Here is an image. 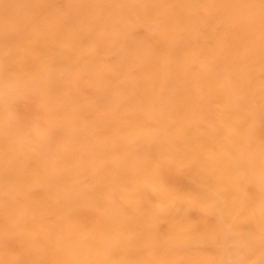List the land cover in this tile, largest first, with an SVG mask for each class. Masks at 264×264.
I'll use <instances>...</instances> for the list:
<instances>
[{"label": "rangeland", "instance_id": "obj_1", "mask_svg": "<svg viewBox=\"0 0 264 264\" xmlns=\"http://www.w3.org/2000/svg\"><path fill=\"white\" fill-rule=\"evenodd\" d=\"M23 230L44 264H264V0H0V264Z\"/></svg>", "mask_w": 264, "mask_h": 264}, {"label": "bare ground", "instance_id": "obj_2", "mask_svg": "<svg viewBox=\"0 0 264 264\" xmlns=\"http://www.w3.org/2000/svg\"><path fill=\"white\" fill-rule=\"evenodd\" d=\"M11 232V231H10ZM23 235H25L24 234V230L17 236V238H16V241H17V243H19V245L20 246H22V251L20 252V251H18V254H19V258L20 257H22V259L24 260L25 258H28V259H30L31 261H32V264H44V261L45 260H48L50 257V255H48V254H50L51 253V251H49V249L47 248V249H44V254L41 256V258H36V257H34L33 255H32V252H31V248L30 247H32V243H31V240H29L28 242H23L24 241V236ZM27 240V239H26ZM16 241H13L12 243H11V245H15L16 244ZM27 243V244H26ZM61 243V242H60ZM18 245V246H19ZM26 245V246H25ZM6 246V245H5ZM10 249V248H9ZM8 249V250H9ZM43 251V250H42ZM31 252V253H30ZM40 252V251H39ZM51 256H53V254L51 253ZM7 263L8 264H12V262L11 261H9V260H7ZM6 263V264H7ZM15 264H18V263H16L15 262Z\"/></svg>", "mask_w": 264, "mask_h": 264}]
</instances>
